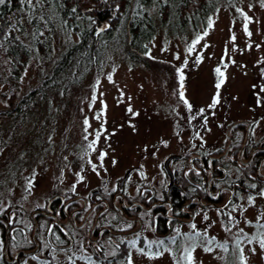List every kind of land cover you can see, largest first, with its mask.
Masks as SVG:
<instances>
[{
    "label": "rangeland",
    "instance_id": "rangeland-1",
    "mask_svg": "<svg viewBox=\"0 0 264 264\" xmlns=\"http://www.w3.org/2000/svg\"><path fill=\"white\" fill-rule=\"evenodd\" d=\"M208 11L206 23L197 21L195 27L178 35L172 14L162 24L156 8H149L156 31L148 42L147 67L131 66L124 57L125 41L121 42L105 55L99 71L69 87L66 94L55 91L30 103L23 117L0 118V212L9 211V218L13 211L19 213L25 233L32 228V212L45 209L47 202L64 190H69V196L109 190L127 169L133 177L142 175L150 181L162 173V162L169 155L224 148L226 128L241 119H260L257 130L263 132L262 0H215ZM24 31L23 40L31 55L15 82L2 77L0 112L12 110L10 102L36 88L70 42L57 26L51 34L50 52L41 56L29 39L27 24ZM197 36L203 38L189 53ZM220 80L223 83L217 89ZM214 97H218V103L210 107ZM93 141L94 147L89 148ZM102 152L106 154L103 161L99 158ZM259 206L245 205L243 211L234 212L230 231L223 229L219 217H200L195 232L192 227L183 228L188 233L176 246L165 248L154 258L133 253L128 262L186 264L182 257L184 249L189 248L193 249V264H240L236 240L241 238L246 264H264V250L259 244L243 239L244 234L251 237L264 233L259 227L264 224V197ZM23 238L29 240L28 235ZM210 238H215L212 245L207 243ZM225 242L226 251L218 246ZM206 247L212 251H205ZM44 253L45 249L21 264H46L42 261ZM72 253L79 254V250Z\"/></svg>",
    "mask_w": 264,
    "mask_h": 264
},
{
    "label": "flooded vegetation",
    "instance_id": "flooded-vegetation-1",
    "mask_svg": "<svg viewBox=\"0 0 264 264\" xmlns=\"http://www.w3.org/2000/svg\"><path fill=\"white\" fill-rule=\"evenodd\" d=\"M20 101L15 100L12 110ZM259 123L256 117L231 123L224 133V148L169 155L162 162V173L150 181L142 175L134 178L127 169L109 190L97 189L88 196H69L64 190L29 216L33 231L28 241L23 238L20 214L13 211L9 218L4 209L0 261L21 264L45 249L46 264L55 260L126 264L133 253L141 255V248L154 254L176 246L188 233L183 228L195 225V232L196 221L205 215L219 217L223 229H228L234 212L250 204L259 208L264 197L259 195L264 190V131L257 130ZM249 196L254 197L251 203ZM22 245L32 248L23 250Z\"/></svg>",
    "mask_w": 264,
    "mask_h": 264
},
{
    "label": "trees",
    "instance_id": "trees-1",
    "mask_svg": "<svg viewBox=\"0 0 264 264\" xmlns=\"http://www.w3.org/2000/svg\"><path fill=\"white\" fill-rule=\"evenodd\" d=\"M214 2L41 0V3H36V0H32V4H22L20 0H5L0 5V81L3 77L9 83L15 82L29 61L31 50L23 40L25 24L29 39L41 56L50 52L51 34L57 26L61 33L70 37V42L53 62L49 73L42 77L40 84L23 96L13 110L0 112V118L23 117L30 108L28 106L38 99L43 100L55 91L63 95L69 87L78 85L90 73L99 71L106 60L105 55L121 42L125 41L121 45L124 46L125 60L131 66L147 67L150 61L147 56L148 42L156 31L149 8H156L162 24L172 14V25L179 35L185 29L195 27L197 21L206 23L208 9L213 8ZM10 106H14V103L10 102ZM184 168H188V165ZM47 225L45 222L43 233ZM32 231L33 227L25 232L29 239ZM38 232L39 225L36 235ZM20 248L29 250L32 247L22 245Z\"/></svg>",
    "mask_w": 264,
    "mask_h": 264
},
{
    "label": "snow or ice",
    "instance_id": "snow-or-ice-1",
    "mask_svg": "<svg viewBox=\"0 0 264 264\" xmlns=\"http://www.w3.org/2000/svg\"><path fill=\"white\" fill-rule=\"evenodd\" d=\"M20 2H21L22 4H25V3H27V4H32V0H20ZM4 3H5V0H0V5H2V4H4ZM36 3H41V0H36ZM262 6H264V0H262ZM246 19H247V17H246ZM209 27H211V22L209 23ZM245 31H247V26H245ZM204 35H207V32H205ZM249 35H250V33H249ZM202 38H203L202 36H197V37H196V40L193 41V45L190 46V47L188 48V52H189V53H191V52L193 51V48H194L195 44H196V43H199V41H200ZM233 39H235V37H233ZM0 46H2V45H0ZM198 60H199V58H198ZM215 71H216L221 77L223 76V73L220 71L219 68H217ZM108 79H109V81H111V79H112L111 76H109ZM180 79H181V81L183 80V76H182V75H181ZM222 83H223V80H220V81L216 84L217 89L220 88V86H221ZM180 96H181V99H183V93H180ZM184 102H185V104H187V101H184ZM216 103H218V97H214V98H213V103H212V105H210V107H214ZM129 111H131L130 108H129ZM201 111H203V110H201ZM97 118H99V116H98ZM84 123L87 125L88 121L85 120ZM99 137H100V132H97V134H96V139L98 140ZM85 139H87V136H85ZM94 144H95V141H93L92 143H90V144L88 145V147H89V148H93V147H94ZM105 155H106V154L103 153V152L100 153V157H99V158H100L101 161H103V158H104ZM102 166H103V165L101 164V167H102ZM92 167H93V171H96V165H93ZM79 179L82 180L83 177H79ZM251 187L255 188L256 186H255V185H251ZM259 195H260V196H264V190H262V191L259 193ZM253 199H254V197L249 196V197H248L249 203H251V202L253 201ZM261 215L264 216V213H262ZM205 219H207V216H206V215H205ZM129 226H130V225H129ZM191 227H192V228H195V225H192ZM259 227H260L261 229H264V224L259 225ZM226 230H229V231H230L231 229L228 228V229H226ZM50 231H51V230H50ZM242 231H243V230H241V232H242ZM196 236L199 237V236H200V233H196ZM205 236H206V233H205ZM243 239H246L247 242H248L249 244L253 243L254 241L257 242V243L259 244L260 249H261V250H264V233H258V235H256V236H251V237L247 236V234H244ZM214 240H215V238H210V239H208V240H207L208 245H212V244L214 243ZM159 243H160V244H163L164 242H163V241H160ZM134 244H135V242H133V245H134ZM240 245H241V238H237V240H236V249H237L238 252H239V260H240V264H246V258H245L244 255H243V248H241ZM218 246L221 247V248H223L225 251L227 250V243H226V242H225V244H221V245H218ZM149 247H151V245H149ZM192 250H193V249H189V248H185V249H184L185 255L182 257V259H183L184 261H186V264H193ZM139 251L141 252V254L148 255L149 258H154V256H157V255H160V254H161V253H159V252H156V253H154V254H153V253H149V252H145V250H144L143 248H141ZM205 251H212V248H211V247H206V248H205ZM251 251H253V253H254V252H255V248L251 249ZM33 258L35 259V257H33ZM69 259L71 260L72 258L69 257ZM73 264H74V261H73ZM128 264H131V261H130V260H129Z\"/></svg>",
    "mask_w": 264,
    "mask_h": 264
}]
</instances>
